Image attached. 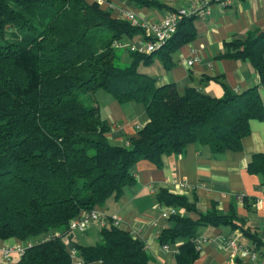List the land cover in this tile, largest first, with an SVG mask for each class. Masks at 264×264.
<instances>
[{
	"label": "trees",
	"instance_id": "1",
	"mask_svg": "<svg viewBox=\"0 0 264 264\" xmlns=\"http://www.w3.org/2000/svg\"><path fill=\"white\" fill-rule=\"evenodd\" d=\"M193 22L181 19L156 51L123 50L130 61L122 66L114 43L145 38L144 31L113 18L108 8L87 0H0V241L32 243L13 264H73L66 240L82 264H160L109 217L92 245L73 241L68 225L82 212L119 200L139 161L161 168L163 156L180 155L191 144L212 158L239 152L250 121L264 120V32L225 44L219 57L248 62L257 84L234 91L225 86L220 98L194 88L179 92L173 84L156 86L139 71L155 61L170 70L173 54L195 38ZM99 90L144 106L148 120L135 137L112 144L98 106L76 96ZM247 172L264 186V154L250 157ZM154 198L178 211L157 235L161 245L180 241L176 264H195L194 241L203 226L238 231L248 240L245 247L263 255L257 230L235 211H200L195 200L163 189ZM242 200L249 208L248 199Z\"/></svg>",
	"mask_w": 264,
	"mask_h": 264
},
{
	"label": "crops",
	"instance_id": "2",
	"mask_svg": "<svg viewBox=\"0 0 264 264\" xmlns=\"http://www.w3.org/2000/svg\"><path fill=\"white\" fill-rule=\"evenodd\" d=\"M152 1L154 5L137 7L128 0H110L109 5L104 7L110 10L113 18H120L121 13L129 11L145 22H159L169 10L188 7L194 0ZM193 25L195 38L173 54L174 65L170 70H164L160 62L155 61L151 66H141V73L153 77L156 86L173 84L179 92L194 88L215 98L223 96L225 86L234 91L257 84L256 75L248 62L219 56L224 53L226 43L264 32V0H238L226 9L213 4L209 15L194 19ZM137 39L141 38L137 36L132 41ZM132 41L120 40L126 43ZM124 54L122 60L129 63L127 53ZM193 57L196 62L187 66L186 61ZM96 94L92 103L98 106L101 120L110 128L106 138L112 144H122L125 139L135 137L136 129L147 122V113L142 104L118 102L101 90ZM260 94L264 101L263 89H260ZM249 126L250 134L243 139L239 152H226L212 158L206 152L200 153L197 146L191 144L180 155L163 156L161 168L147 160L139 161L131 171L134 181L120 199L109 201L95 210L106 217H119L118 228L142 242L152 258L160 264H176L174 251L180 241L168 245L167 250L157 241L159 231L172 224L161 216L166 207L155 201L154 196L159 189L185 196L189 202L195 200L200 211H235L257 230L264 244V186L258 175L247 172L250 157L264 154V120H251ZM243 197L248 199L249 208L244 206ZM257 203L259 208L256 207ZM189 216L197 219L194 213ZM73 235V241L80 245H92L100 240L99 230L94 226L84 234L75 232ZM198 236L205 242L198 250L195 264H264V246L260 249L263 255L260 254L256 262L248 263L233 256L230 248L224 245L222 239L227 236L235 243L248 247V240L238 231L203 226ZM16 242L15 239L0 241V248ZM66 243L69 241L66 240ZM12 260L15 263L18 258L13 256ZM0 264H4L1 253Z\"/></svg>",
	"mask_w": 264,
	"mask_h": 264
},
{
	"label": "built area",
	"instance_id": "3",
	"mask_svg": "<svg viewBox=\"0 0 264 264\" xmlns=\"http://www.w3.org/2000/svg\"><path fill=\"white\" fill-rule=\"evenodd\" d=\"M90 2L96 3L99 6L109 5L110 0H89ZM235 1L238 0H194L188 7L181 9L169 10L164 18L159 22H145L138 19L132 12L125 11L121 13L120 19L127 21L131 26L140 28L144 31V37L132 41L131 43L116 41L114 46L119 50H126L132 53L148 54L158 50L168 39L175 34L179 21L183 18L203 19L209 15L210 7L215 4L219 7L226 9L231 6ZM196 62L193 57L186 61L187 66H191ZM259 208V203L256 204ZM178 211L173 207H166L163 209L161 216L168 219L172 215H176ZM110 218V217H109ZM107 217L92 210L90 212H82L80 215L71 220L68 225V230L76 232L78 234H84L86 230L94 226L100 229L106 225ZM112 225L115 227L119 226L121 219L119 217L110 218ZM58 237V233L52 234ZM224 245L230 248L231 253L235 257H239L248 263H254L259 258L258 254L253 248H247L242 244L235 243L232 240L222 239ZM205 241L199 237L195 239L194 244L196 249L199 250L200 246ZM67 250L70 257L73 260V264H82V261L77 257V252L70 243H66ZM32 246L30 242H16L11 246H2L0 253L4 264H13V256L20 258L25 251ZM164 250L168 249V245L163 246Z\"/></svg>",
	"mask_w": 264,
	"mask_h": 264
},
{
	"label": "rangeland",
	"instance_id": "4",
	"mask_svg": "<svg viewBox=\"0 0 264 264\" xmlns=\"http://www.w3.org/2000/svg\"><path fill=\"white\" fill-rule=\"evenodd\" d=\"M117 51V53L118 54H122L124 51L123 50H116ZM125 54H122V58H123V56H124ZM121 65L122 66H127L128 65V63H125L123 60L121 61ZM140 70V69H139ZM140 72H141V70H140ZM100 91V90H99ZM102 91V90H101ZM98 92V91H97ZM93 95H97L96 93L95 94H91V93H77V97L84 103V104H86V105H90L91 103H92V101H93ZM37 238H33V239H31V241L32 242H37ZM66 240V239H65Z\"/></svg>",
	"mask_w": 264,
	"mask_h": 264
}]
</instances>
